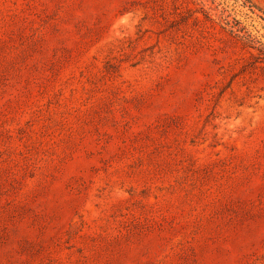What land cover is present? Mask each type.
I'll list each match as a JSON object with an SVG mask.
<instances>
[{
    "label": "rangeland",
    "instance_id": "obj_1",
    "mask_svg": "<svg viewBox=\"0 0 264 264\" xmlns=\"http://www.w3.org/2000/svg\"><path fill=\"white\" fill-rule=\"evenodd\" d=\"M0 264H264V0H0Z\"/></svg>",
    "mask_w": 264,
    "mask_h": 264
}]
</instances>
